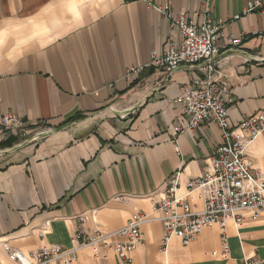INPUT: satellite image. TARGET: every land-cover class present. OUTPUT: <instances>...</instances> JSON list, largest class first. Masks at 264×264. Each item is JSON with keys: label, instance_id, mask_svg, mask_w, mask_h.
<instances>
[{"label": "crops", "instance_id": "obj_1", "mask_svg": "<svg viewBox=\"0 0 264 264\" xmlns=\"http://www.w3.org/2000/svg\"><path fill=\"white\" fill-rule=\"evenodd\" d=\"M164 1L200 19L202 0ZM248 1L210 0L211 18L223 22L214 60L231 86V125L264 108V8L244 14ZM229 35H242L241 44L225 47ZM178 36L141 0H0V142L16 137L0 148L9 156L0 163V264H19L3 241L23 251L69 246L79 215L84 230L115 231L134 212L156 214L154 203L173 173L176 193L202 206L199 190L186 182L202 173L222 130L205 121L177 131L188 114L173 100L200 75L198 65L168 74L146 66L125 72ZM7 113L22 127L4 129ZM246 153L264 169V131ZM142 231L129 263L111 248L95 253L86 246L71 264H264L262 215L227 221L226 254L217 225L188 244L173 237L165 250L161 221L145 222Z\"/></svg>", "mask_w": 264, "mask_h": 264}, {"label": "built area", "instance_id": "obj_2", "mask_svg": "<svg viewBox=\"0 0 264 264\" xmlns=\"http://www.w3.org/2000/svg\"><path fill=\"white\" fill-rule=\"evenodd\" d=\"M141 1L167 19L177 29L179 36L170 39L161 52L151 51L146 65L129 66L125 72H136L146 66L168 74L181 65H198L200 75L193 78L189 87L173 99L188 114L186 125L177 127V131L195 128L205 121L216 123L222 130V142L206 157L202 173L186 182L188 190H199L202 206L195 209L176 193L178 179L173 173L167 178L162 193L154 203L156 214L134 212L129 221L115 231H106L97 226L84 230L81 226L85 216L79 215L80 227L71 236L69 246L50 243L23 251L3 241L2 247L8 257L19 264H71L77 259L79 250L86 246L95 253L102 247L111 248L119 258L129 263L130 252L144 240L142 225L153 220L161 221L164 226L162 250L167 248L173 237L188 244L203 229L217 225L222 230V253L226 254L228 245L223 230L227 221L238 224L244 213L264 216V169L257 167L246 153L248 145L264 131V108L244 117L236 125L229 123L231 86L221 79L214 60L220 50L216 41L223 37V22L211 18L210 0L201 1L200 19L197 21L186 17L183 12L175 11L167 1ZM263 8L264 0H249L243 13ZM238 17L235 15L233 18ZM241 42L242 35H229L225 47L238 46ZM1 125L11 130L21 128L22 122L14 114L7 113L2 117ZM116 236H123L124 240L113 241Z\"/></svg>", "mask_w": 264, "mask_h": 264}, {"label": "trees", "instance_id": "obj_3", "mask_svg": "<svg viewBox=\"0 0 264 264\" xmlns=\"http://www.w3.org/2000/svg\"><path fill=\"white\" fill-rule=\"evenodd\" d=\"M16 142V137H9L5 141L0 142V148L11 147Z\"/></svg>", "mask_w": 264, "mask_h": 264}, {"label": "rangeland", "instance_id": "obj_4", "mask_svg": "<svg viewBox=\"0 0 264 264\" xmlns=\"http://www.w3.org/2000/svg\"><path fill=\"white\" fill-rule=\"evenodd\" d=\"M6 159H9V156H6V152L0 153V163L6 161Z\"/></svg>", "mask_w": 264, "mask_h": 264}]
</instances>
